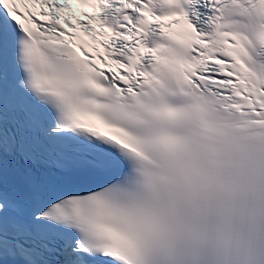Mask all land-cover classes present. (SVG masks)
I'll list each match as a JSON object with an SVG mask.
<instances>
[{
	"label": "snow or ice",
	"instance_id": "1",
	"mask_svg": "<svg viewBox=\"0 0 264 264\" xmlns=\"http://www.w3.org/2000/svg\"><path fill=\"white\" fill-rule=\"evenodd\" d=\"M0 264H264V0H0Z\"/></svg>",
	"mask_w": 264,
	"mask_h": 264
}]
</instances>
